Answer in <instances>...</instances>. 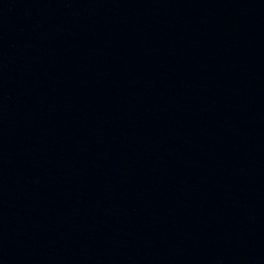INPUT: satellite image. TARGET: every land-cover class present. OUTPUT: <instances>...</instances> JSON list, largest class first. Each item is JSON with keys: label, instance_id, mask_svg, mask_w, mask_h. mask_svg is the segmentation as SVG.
Here are the masks:
<instances>
[{"label": "water", "instance_id": "1", "mask_svg": "<svg viewBox=\"0 0 264 264\" xmlns=\"http://www.w3.org/2000/svg\"><path fill=\"white\" fill-rule=\"evenodd\" d=\"M0 264H264V0H0Z\"/></svg>", "mask_w": 264, "mask_h": 264}]
</instances>
